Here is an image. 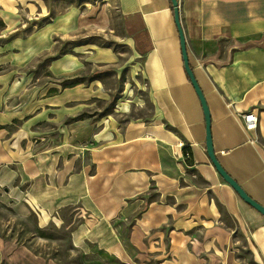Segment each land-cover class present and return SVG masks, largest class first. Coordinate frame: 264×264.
Instances as JSON below:
<instances>
[{
  "label": "crops",
  "instance_id": "1",
  "mask_svg": "<svg viewBox=\"0 0 264 264\" xmlns=\"http://www.w3.org/2000/svg\"><path fill=\"white\" fill-rule=\"evenodd\" d=\"M115 1L147 98L112 101L94 72L76 79L90 71L83 61L110 53L58 51L74 13L44 21L40 3L0 0V188L39 228L69 229L74 246L88 242L104 261L264 264V215L207 154L171 0ZM177 1L214 155L264 206V0ZM0 264L59 263L0 236Z\"/></svg>",
  "mask_w": 264,
  "mask_h": 264
},
{
  "label": "rangeland",
  "instance_id": "2",
  "mask_svg": "<svg viewBox=\"0 0 264 264\" xmlns=\"http://www.w3.org/2000/svg\"><path fill=\"white\" fill-rule=\"evenodd\" d=\"M47 7L44 21L70 11L74 13L69 37L60 40L59 52L71 53V47L80 44L89 52L105 48L107 62L83 61L85 68L93 71L80 73L76 78L86 84L94 79L104 89L106 98H147L145 85L138 72L137 63L125 44L119 25L115 0H31ZM68 36V35H67ZM108 104H100L101 110ZM0 236L25 245L33 252L59 264H125L104 261L90 243L73 245L69 229L50 224L40 229L35 213L16 205L0 188ZM134 264V263H129Z\"/></svg>",
  "mask_w": 264,
  "mask_h": 264
},
{
  "label": "water",
  "instance_id": "3",
  "mask_svg": "<svg viewBox=\"0 0 264 264\" xmlns=\"http://www.w3.org/2000/svg\"><path fill=\"white\" fill-rule=\"evenodd\" d=\"M172 6H173V10H174V18H175V23L177 25L178 28V32H179V38H180V45H181V52H182V56H183V61H184V66L186 69V72L195 88V91L199 97V100L201 102L202 108H203V112H204V116H205V124H206V151L207 154L212 162V164L214 165L215 169L217 170V172L219 173V175L222 177V179L227 182L234 190L235 192L238 194V196L247 204H249L250 206H252L254 209H256L259 213H261L262 215H264V206H262L261 204H259L258 202H256L255 200H253L250 196H248L246 194V192L241 188V186H239V184L229 175L227 174V172L222 168V166L219 164V162L217 161L215 155H214V151H213V146H212V142H211V134H210V117H209V111H208V107L207 104L205 102V98L203 96V93L201 92V90L199 89L195 78L191 72V69L188 65V61H187V54H186V50H185V41H184V37H183V33H182V29L179 23V15H178V1L177 0H171Z\"/></svg>",
  "mask_w": 264,
  "mask_h": 264
},
{
  "label": "built area",
  "instance_id": "4",
  "mask_svg": "<svg viewBox=\"0 0 264 264\" xmlns=\"http://www.w3.org/2000/svg\"><path fill=\"white\" fill-rule=\"evenodd\" d=\"M241 118L244 124V128L247 132L254 131L257 127V116L253 111H248L241 114ZM251 142H257L256 139H251ZM189 157V154H186Z\"/></svg>",
  "mask_w": 264,
  "mask_h": 264
},
{
  "label": "trees",
  "instance_id": "5",
  "mask_svg": "<svg viewBox=\"0 0 264 264\" xmlns=\"http://www.w3.org/2000/svg\"><path fill=\"white\" fill-rule=\"evenodd\" d=\"M32 214V213H31ZM41 229V228H40Z\"/></svg>",
  "mask_w": 264,
  "mask_h": 264
}]
</instances>
